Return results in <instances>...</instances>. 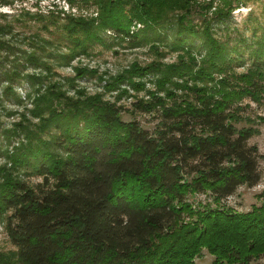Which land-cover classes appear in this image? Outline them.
<instances>
[{
  "label": "trees",
  "instance_id": "obj_1",
  "mask_svg": "<svg viewBox=\"0 0 264 264\" xmlns=\"http://www.w3.org/2000/svg\"><path fill=\"white\" fill-rule=\"evenodd\" d=\"M98 1L99 23L24 14L61 25L72 52L56 60H65L86 52L108 28L128 33L134 20L158 23L155 6L164 12L179 0ZM13 30V23L0 22L3 97L22 102L17 86L26 83L31 106L4 130L0 146L7 161L0 170V218L8 215L16 247L0 251V264H197L204 248L212 264H250L264 255V191L261 205L247 212L223 203L239 186L261 179L258 148L248 144L258 132L250 124L256 119L244 101L264 104V38L251 66L237 71L229 47L208 26L200 61L186 51L188 60L135 65L108 82L110 89L127 83L142 90L145 77L157 76L149 101L138 100L139 108L161 117L151 134L136 120L124 121L102 94H69L61 81L46 82L53 42L37 35L20 46L8 39ZM178 90L186 94L179 101ZM242 121L249 125L238 127ZM198 193L211 200L191 201Z\"/></svg>",
  "mask_w": 264,
  "mask_h": 264
},
{
  "label": "rangeland",
  "instance_id": "obj_2",
  "mask_svg": "<svg viewBox=\"0 0 264 264\" xmlns=\"http://www.w3.org/2000/svg\"><path fill=\"white\" fill-rule=\"evenodd\" d=\"M210 2L212 4H209ZM172 3L174 5L168 4L164 12H160L155 6V11L160 13L158 23L146 26L145 22L134 20L127 30L128 33L108 28L101 32V39L90 42L86 52H79L74 58L65 60H56L57 56L70 55L72 52L71 43L68 44L65 40L61 25L47 23V20L43 19H29L24 11L45 15L52 12L60 15L62 20L67 17L91 18L99 23L102 8L98 0H0V22L14 24L13 32L7 36L20 46L27 47L29 37L37 35L53 42L49 45L45 58L54 63V69L48 76L45 72L46 82L61 81L69 94L76 93V89L86 92L87 95L102 94L105 99L116 103L124 121L136 120L151 134H156L161 120L159 112L142 110L138 106V100L149 101L151 97L148 93L158 88L157 76L149 74L145 77V88L142 90H136L127 83L122 84L120 88L110 89L108 82L135 65H170L179 63L181 55H185L188 60L189 54L186 51L200 61L207 54L206 38L202 31L208 26L213 35L229 47V55L235 58L231 65L237 71H245L251 66L254 59L252 53L264 38V0H232V3L229 0H179ZM129 7L127 5V8ZM225 9L226 13L222 12ZM181 23L192 25L199 34L187 32ZM20 63L23 66V62ZM27 71L40 72L39 69L32 68ZM5 85L6 83L0 82L1 147L6 144L4 130L11 129L14 123L21 119L20 114L25 112V107L31 106V101L25 98L29 91L28 84L17 86L22 102L13 97H3ZM185 95L178 90L175 98L179 101ZM244 103L250 104L246 111L256 119L250 124L257 128L258 132L249 138L248 144L258 148L261 179L252 187L239 186L232 195L224 199L226 206L240 212H247L254 205H261L260 195L264 191V121L258 120L260 116L264 117V104H258L248 98ZM236 125L247 126L249 122L242 121ZM16 141L18 139L13 140L14 143ZM2 153L0 150V170L7 165ZM32 180L40 181L41 177L34 176ZM190 199L197 203L201 200H211V197L198 193ZM9 222L8 215L0 218V251L6 254L16 250L9 234ZM213 259L214 256L204 248L195 261L197 264H212ZM250 264H264V255Z\"/></svg>",
  "mask_w": 264,
  "mask_h": 264
}]
</instances>
